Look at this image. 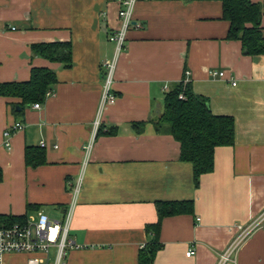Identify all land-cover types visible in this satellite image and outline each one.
Instances as JSON below:
<instances>
[{
  "label": "crops",
  "instance_id": "0c3cea01",
  "mask_svg": "<svg viewBox=\"0 0 264 264\" xmlns=\"http://www.w3.org/2000/svg\"><path fill=\"white\" fill-rule=\"evenodd\" d=\"M251 1L261 4L264 34V0ZM118 11L119 0H0V82L26 81L32 67L57 77L40 108L15 113L19 99L0 96V216L43 212L61 221L73 205L65 264H141L156 202L193 200L192 212L163 218L151 264H218L237 226L264 209V54H244L239 40L226 38L220 1L138 0L113 74L115 101L101 106ZM55 41L71 43L70 66L31 51L32 43ZM185 78L213 114L235 121L234 143L215 148L213 169L197 187L178 142L152 123L166 91ZM97 118L115 133H96L75 194ZM17 121L23 128L11 131L7 148L4 131ZM27 146L41 147L45 162L27 165ZM33 255L5 253L2 264ZM224 264H264V229Z\"/></svg>",
  "mask_w": 264,
  "mask_h": 264
},
{
  "label": "trees",
  "instance_id": "16d2710c",
  "mask_svg": "<svg viewBox=\"0 0 264 264\" xmlns=\"http://www.w3.org/2000/svg\"><path fill=\"white\" fill-rule=\"evenodd\" d=\"M222 5V18L229 22L227 39L239 40L242 51L247 55L264 54V34L261 26L262 8L251 0H217ZM33 54L49 61L71 64V43L68 41L36 42L31 44ZM57 82L52 69L32 67L26 81L0 82V96L13 97L19 102L12 104V110L19 113L26 106L45 100ZM183 94V98L179 95ZM16 107L20 108L17 111ZM157 132H167L178 142L182 161L190 162L193 169L194 184L197 187L202 174L212 171L214 152L218 146L232 145L235 140V121L229 115L213 114L208 99L193 92L189 82L180 81L166 91L162 114L152 120ZM133 127L141 131L144 122H133ZM97 133H115V128L100 126ZM41 147L27 146L25 162L37 166L45 162ZM3 170L0 167V181ZM157 221L146 225V231L153 233L152 242L139 251V262L151 264L161 247L158 242L161 222L164 217L193 211V200L157 201ZM24 216H0V226L14 222H24Z\"/></svg>",
  "mask_w": 264,
  "mask_h": 264
},
{
  "label": "built area",
  "instance_id": "2783aa9c",
  "mask_svg": "<svg viewBox=\"0 0 264 264\" xmlns=\"http://www.w3.org/2000/svg\"><path fill=\"white\" fill-rule=\"evenodd\" d=\"M137 2L138 0H119V25L109 36V39L114 44V53L110 59L104 62L106 75L101 106L115 101L116 97L111 90L113 74L116 69L117 60L125 49L127 33L134 25L133 13ZM14 28L15 27L12 29ZM211 74L222 77L224 76V71H211ZM182 81L185 83L188 82L186 78ZM166 89H168V86H165V90ZM46 95L49 96L50 92H47ZM179 98H183V94H180ZM40 106L41 104L39 102L33 103L34 108H40ZM100 123V119L97 118L93 124V135L91 140H89V142L83 147L84 160L76 184L74 185L75 194L78 192L82 183L84 165L89 159L94 137L101 126ZM22 128L23 124L17 121L4 131V144L7 148H10L9 138L11 131ZM72 212L73 205L70 206L64 219L61 221L50 218L43 212H39L37 216L31 217L24 222H14L6 226L1 225L0 264H2V257L5 253L20 252L34 254L25 264H43L46 259L48 260V258H50L51 251H53L51 254V264H65L67 250L74 246L73 242L69 239ZM260 229H264V209L250 223L237 226V233L226 249L220 254L218 264H224L226 261L232 260L243 242L255 231ZM193 253L194 249H190L187 252V255L190 256ZM38 254H41L42 256H39Z\"/></svg>",
  "mask_w": 264,
  "mask_h": 264
},
{
  "label": "water",
  "instance_id": "95a60500",
  "mask_svg": "<svg viewBox=\"0 0 264 264\" xmlns=\"http://www.w3.org/2000/svg\"><path fill=\"white\" fill-rule=\"evenodd\" d=\"M16 109H18V110H19L20 108H19V107H16Z\"/></svg>",
  "mask_w": 264,
  "mask_h": 264
}]
</instances>
